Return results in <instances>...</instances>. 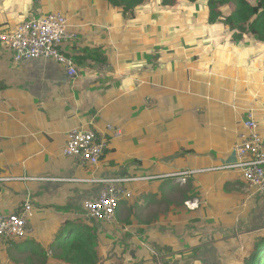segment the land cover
Listing matches in <instances>:
<instances>
[{"label":"crops","instance_id":"obj_1","mask_svg":"<svg viewBox=\"0 0 264 264\" xmlns=\"http://www.w3.org/2000/svg\"><path fill=\"white\" fill-rule=\"evenodd\" d=\"M222 1L150 0L118 14L102 0H0V33L60 11L76 34L61 45L74 76L53 60L14 62L0 43V215L26 202L32 211L24 238H0V264L39 253L53 204L94 220L81 203L111 178L128 179L132 197L105 225L131 232L125 242L154 240L157 264H213L264 233V194L250 196L227 167L248 112L264 134V39L231 25L238 0ZM90 122L120 134H108L97 165H81L62 150L68 130ZM181 171L183 184L169 175Z\"/></svg>","mask_w":264,"mask_h":264},{"label":"built area","instance_id":"obj_2","mask_svg":"<svg viewBox=\"0 0 264 264\" xmlns=\"http://www.w3.org/2000/svg\"><path fill=\"white\" fill-rule=\"evenodd\" d=\"M76 38V34L69 30L67 18L60 11L33 16L21 20L17 28L10 33H0V43L4 44L14 62L32 59L53 60L64 67L68 76L76 74L74 59L62 53L61 45ZM93 123L70 128L66 134L65 146L62 154L77 158L81 165H97L107 147L108 134L119 135L118 129L106 125V132L97 131ZM246 132H240L234 145L236 161L227 167L240 170L250 196L264 194V134L257 132V123L252 112L247 113L243 121ZM187 173L181 171L169 174L178 175L177 180L183 184L181 177ZM57 180V178H43ZM148 179V178H146ZM105 184L95 198L85 199L81 206L84 216L88 219L115 224V210L122 198H131L132 192L124 189L120 184L128 181L126 178L103 179ZM31 206L23 204L20 211L0 215V238H24L27 232L28 220L31 217Z\"/></svg>","mask_w":264,"mask_h":264},{"label":"trees","instance_id":"obj_3","mask_svg":"<svg viewBox=\"0 0 264 264\" xmlns=\"http://www.w3.org/2000/svg\"><path fill=\"white\" fill-rule=\"evenodd\" d=\"M102 1L107 2L118 14L127 12L132 14L134 9L150 0ZM168 2L169 0H161L163 5ZM223 2L222 0H208L211 7L213 5L219 6ZM228 21L231 25L239 28H244L246 25L245 27L249 32L260 39H264V0H238V5L229 15ZM51 209L52 211L46 216L49 224L45 223L44 230L38 233L36 247L45 249V255L49 249H57L58 253L55 255V260L64 264H97L101 255L107 250L109 243L112 242L111 239L116 238L114 240L116 241L117 234L120 233L115 225L108 226L102 221L96 223L95 220L82 218L81 215L76 214L78 209L72 206L56 208V205L53 204ZM107 230L112 231V234L106 232ZM114 230H116V235ZM121 234L125 239L128 235L130 236L131 232ZM11 240L15 239L12 238ZM144 240L147 241V239ZM150 241L153 242L154 240ZM27 242L29 243L28 240ZM146 249L143 243L134 240L130 243L116 242L114 244L116 253L111 256L110 262L155 264L154 260L143 262L146 259L145 256L151 255ZM224 251L230 252V248H225ZM233 256L239 257L238 264H264V233L256 234L253 240L245 242L242 248L240 247L236 253L233 252Z\"/></svg>","mask_w":264,"mask_h":264},{"label":"rangeland","instance_id":"obj_4","mask_svg":"<svg viewBox=\"0 0 264 264\" xmlns=\"http://www.w3.org/2000/svg\"><path fill=\"white\" fill-rule=\"evenodd\" d=\"M233 1H235V0H233ZM154 171H156V170H147V172H154ZM149 179L154 180L153 178H149ZM147 181H149V180H147ZM150 184H151V186L149 187L150 193H152V191H155L154 194L156 195V180L154 182H150ZM136 198H137V202H139L140 204H144V202H142L140 198H138V197H136ZM154 198H156V196H154ZM150 200H152V199H150ZM136 216L138 219H141V220H151V221L153 220V218L151 216L144 215L141 211H140V214H139V212L138 213L136 212ZM103 230H105V229H103ZM115 231L116 230H114V234L116 235ZM106 232L112 233V231H110V230H107ZM141 234H143V233H141ZM117 235H118L117 240L114 241L116 238H112V240H111L112 242L109 243L107 250L101 255L100 260H99V262H97V264H119V263H115V262H113V263L110 262L111 258H112L111 256L116 253V251L114 250V244L116 242H119V241L125 242L124 238L121 236L122 235L121 233H118ZM128 237H129V235H128ZM127 242L130 243L133 241L131 239H129V241H127ZM150 242L151 241L147 239L146 243L149 247H146L145 245L144 246H145V248H147L146 250H148L151 253V255L148 254L147 256H145L146 259H144L143 262H148V261L154 260L155 264H157L156 246L149 245ZM128 250H126V251H128ZM44 251H45V249L40 247V250H38V252H39L38 254L32 255V256L29 255L28 257H25L24 254H11L10 253L8 260H7L8 261L7 264H54V262H56V264H64L61 261L55 260V255L58 253L57 249H49V251L47 252L46 255L44 254ZM219 252H220V250L218 249V253ZM198 254H200V253H198ZM228 256L229 257H227V259L226 258L223 260L219 259V261H216V262L214 261L213 264H238L239 257H236V256L233 257L232 256V258H231L230 255H228ZM113 257H116V256H113ZM158 260H159L158 264H173V262L168 263L167 260H163L161 257H159ZM4 263H5V260H4L3 264Z\"/></svg>","mask_w":264,"mask_h":264},{"label":"water","instance_id":"obj_5","mask_svg":"<svg viewBox=\"0 0 264 264\" xmlns=\"http://www.w3.org/2000/svg\"><path fill=\"white\" fill-rule=\"evenodd\" d=\"M229 159H232L230 162H233V163H234V161H236V153H235V150L231 153Z\"/></svg>","mask_w":264,"mask_h":264}]
</instances>
